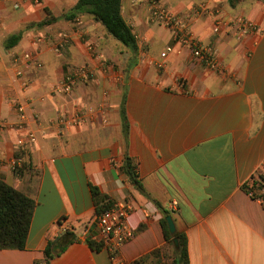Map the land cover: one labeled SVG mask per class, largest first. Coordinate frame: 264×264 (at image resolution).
I'll return each instance as SVG.
<instances>
[{"label": "crops", "instance_id": "0c3cea01", "mask_svg": "<svg viewBox=\"0 0 264 264\" xmlns=\"http://www.w3.org/2000/svg\"><path fill=\"white\" fill-rule=\"evenodd\" d=\"M0 0V179L29 191L36 201L26 248L0 250V264H47L50 242L74 231L78 240L62 251L54 247L50 264H114L105 248L93 250L81 236L96 217L92 187L132 210L133 237L115 264H131L166 245L161 220L173 212L178 231L188 238L190 264H264V206L243 186L264 164V3L247 0L231 7L225 0H165L175 14L189 19L203 44L215 45L224 72L211 71L184 48L165 67L156 62L174 44L166 27L152 23L143 0H123L122 14L139 37V54L122 50L90 15L60 19L78 0ZM205 1L210 13H196ZM245 17L262 32L240 39L235 29L215 34L216 16ZM69 32L73 42L61 54L44 44L43 68L25 67L31 88L24 92L14 59L31 49L34 37ZM23 33L20 43L6 40ZM89 44L109 66L104 70ZM89 67L91 79L71 95L53 94L70 69ZM27 103L28 129L38 140L28 145L32 174L19 178L12 162L20 132L14 101ZM109 104L81 126L60 131L56 120L80 107ZM129 131H124L122 107ZM131 158L143 191L124 169ZM176 205L174 206V204ZM147 264H158L151 258Z\"/></svg>", "mask_w": 264, "mask_h": 264}, {"label": "built area", "instance_id": "2783aa9c", "mask_svg": "<svg viewBox=\"0 0 264 264\" xmlns=\"http://www.w3.org/2000/svg\"><path fill=\"white\" fill-rule=\"evenodd\" d=\"M148 5L150 21L166 27L171 31L174 44L166 47L160 56V60L156 62L158 69L165 67V60L172 55H180L184 48H189L192 57L198 63L202 64L211 71L224 72L225 66L219 58L218 48L215 45L203 44L190 28L189 19L179 14L173 13L167 6L165 0H143ZM227 1V0H225ZM39 2L38 0L36 1ZM16 8L21 6V2L16 0ZM196 13L209 14L210 9L205 1H201L194 9ZM235 29L240 39L248 37L252 34H260L262 32L258 23L251 21L245 17H239L235 20H227L224 16L217 15L213 32L221 34L227 30ZM137 39L139 37L136 35ZM73 42V37L69 32H61L59 34L45 33L40 34L32 40L31 49L14 59L16 68V76L20 81L21 89L27 92L31 88V81L26 77L25 67L43 68V63L39 58V51L44 44H50L53 51L61 54ZM88 51L95 60L101 63L104 70H108L109 66L103 60L97 48L93 44L87 46ZM92 71L89 67L73 68L53 87V94L71 95L75 91L78 83L87 82L91 79ZM13 107L18 114V121L11 127L20 132L17 140L19 148L35 144L38 140L36 132L28 129L27 103L14 101ZM109 104L104 101L99 108L80 107L73 114H61L56 125L60 131H64L73 126H81L94 119L97 114L103 121L108 119ZM21 165V160L16 158L12 162V170H16ZM261 176L263 179L261 180ZM261 180L260 190L251 191L249 194L256 197L264 206V164L258 169L253 176ZM176 203L174 204V206ZM132 207L125 202L117 203L114 208L106 213L96 216L94 220L87 225L81 236L86 240L103 243L105 248L111 253V259L115 264L117 262L120 249L134 236L132 229L128 225V218Z\"/></svg>", "mask_w": 264, "mask_h": 264}, {"label": "trees", "instance_id": "16d2710c", "mask_svg": "<svg viewBox=\"0 0 264 264\" xmlns=\"http://www.w3.org/2000/svg\"><path fill=\"white\" fill-rule=\"evenodd\" d=\"M247 0H227L228 4L235 8L240 3ZM264 3V0H259ZM123 0H78L77 4L62 18L49 17L46 20L34 24L37 27L48 26L60 19L67 21H76L81 15H90L94 20L100 23L107 34L123 44L130 50L132 55L139 54V43L131 25L126 21L122 14ZM23 38V33L10 36L6 40V48L16 47ZM122 118L124 122V131L127 135L129 131L128 120L125 113V107H122ZM17 160H21V165L14 170L17 177L23 178L26 174H32V157L29 146L18 149L16 153ZM124 169L129 174L132 183L138 190L143 191L137 167L131 158L124 161ZM263 177L261 176V180ZM261 180L252 177L244 186L248 193L260 190ZM92 194L96 207V216H100L111 210L117 204L110 196L102 193L99 188L92 187ZM257 200L256 197H253ZM36 201L29 191L17 189L0 179V250L16 249L24 250L26 248L28 234L30 231ZM173 212L165 210L161 225L164 230L166 245L163 248L155 250L131 264H147L154 258L158 264H190L188 252V238L186 233L178 231L171 234L167 222V217L172 216ZM179 241V246H175V240ZM78 240L74 231L67 230L64 235L50 242L45 254L46 263L50 264L55 257L54 247H60L64 251L69 244ZM90 247L95 251L105 249L103 243L92 240L87 241Z\"/></svg>", "mask_w": 264, "mask_h": 264}, {"label": "water", "instance_id": "95a60500", "mask_svg": "<svg viewBox=\"0 0 264 264\" xmlns=\"http://www.w3.org/2000/svg\"><path fill=\"white\" fill-rule=\"evenodd\" d=\"M166 219H167L169 230H170L171 234H176L177 227H176V223L174 221V218L172 216H168ZM175 246L176 247L179 246V241L177 239L175 240Z\"/></svg>", "mask_w": 264, "mask_h": 264}, {"label": "rangeland", "instance_id": "374dc122", "mask_svg": "<svg viewBox=\"0 0 264 264\" xmlns=\"http://www.w3.org/2000/svg\"><path fill=\"white\" fill-rule=\"evenodd\" d=\"M246 38V37H245ZM115 40V39H114ZM118 44H120V46L122 47V50H128V51H126V52H130V50L129 49H127L123 44H121L120 42H118V41H116Z\"/></svg>", "mask_w": 264, "mask_h": 264}]
</instances>
